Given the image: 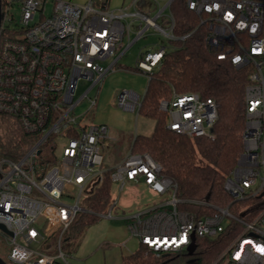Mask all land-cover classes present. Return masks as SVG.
Instances as JSON below:
<instances>
[{"label":"built area","instance_id":"1","mask_svg":"<svg viewBox=\"0 0 264 264\" xmlns=\"http://www.w3.org/2000/svg\"><path fill=\"white\" fill-rule=\"evenodd\" d=\"M175 0H167V6ZM52 2V14L46 5ZM188 10L207 30L206 42L219 60L236 69L247 68L245 88L246 124L243 152L225 181L234 202L258 204L240 209L209 206L201 214L180 210L176 184L161 176L162 166L150 154L132 151L113 167L110 179L123 192L128 184H145L154 194L170 195L125 215L132 238L160 258L188 253L198 239L230 240L210 264H264V0H185ZM136 6V5H134ZM20 11L17 18L16 11ZM39 19L36 21L37 15ZM0 113L15 117L28 134L40 133L38 143L18 162L0 161V236L9 247L11 264H70L63 243L79 214L113 219L112 207L104 214L85 209L82 202L96 193L104 181L103 149L115 138L106 124L85 123L97 107L99 93L89 95L114 71L123 53L130 26L128 18L156 28L166 41L175 40V20L163 11L154 17L135 10H100L89 0H0ZM141 31L138 38L144 35ZM189 35L183 36L185 40ZM167 45L140 55L137 68L145 75L163 59ZM111 61L108 66L102 62ZM91 82L76 100L79 82ZM89 100L87 111L76 109ZM143 97L123 90L119 108L138 112ZM168 114L167 128L194 138L214 139L219 119L212 99L196 93L177 94L161 101ZM73 134V135H70ZM58 136L64 139L62 157L46 173L36 171L35 162L44 143ZM49 150L55 151L56 144ZM263 195V196H262Z\"/></svg>","mask_w":264,"mask_h":264},{"label":"trees","instance_id":"2","mask_svg":"<svg viewBox=\"0 0 264 264\" xmlns=\"http://www.w3.org/2000/svg\"><path fill=\"white\" fill-rule=\"evenodd\" d=\"M111 0H92L100 10H109ZM160 1V0H158ZM175 20V40H168V48L149 79L139 115L154 121L150 135H136L131 151L150 154L162 166L161 176L171 179L177 187V197L183 201L180 210L201 214L209 206L231 207L238 210L251 202H234L225 190V181L236 167L243 152V132L246 124L245 88L248 83L247 68L236 69L228 60H219L206 42L207 30L200 26V19L190 12L185 0H175L169 8ZM165 17L162 18L164 21ZM189 35L185 40L181 38ZM120 67L118 63L115 67ZM135 70L141 72L137 67ZM144 74V73H143ZM196 93L212 99L218 106L219 119L214 128V139L190 138L167 128L168 114L161 109V101L171 100L173 94ZM73 135V134H70ZM41 134L26 133L18 120L0 113V161H20L39 141ZM50 137L37 157L35 168L43 175L55 163ZM95 194L86 197L82 206L97 214H104L114 204L112 168ZM97 215L79 214L71 227V234L78 237L95 225ZM70 233V232H69ZM230 240L198 239L194 255L181 253L165 255L158 260L144 256L151 253L144 246L124 258V264H171L182 257L186 264H210L227 247ZM190 261H193L191 263ZM7 264H9L7 262Z\"/></svg>","mask_w":264,"mask_h":264},{"label":"rangeland","instance_id":"3","mask_svg":"<svg viewBox=\"0 0 264 264\" xmlns=\"http://www.w3.org/2000/svg\"><path fill=\"white\" fill-rule=\"evenodd\" d=\"M77 1V0H74ZM167 1L161 0L157 4V10L152 11L151 9L155 6L154 0H147V15L154 17L160 9H164ZM135 10L134 8H131ZM53 3L49 2L46 5L45 14L46 16L52 14ZM169 9L163 11V15L166 18ZM16 16L19 18L20 11H16ZM39 14L36 17V21L39 19ZM142 20L128 18L125 23L130 26L129 37L128 35L124 40V47L120 53H123L126 48L131 45L126 53L120 59V67L109 72L104 78L102 84L94 89L90 93V97L94 98L99 93V102L102 101L105 95L113 93L118 85L130 86L132 81L127 77L115 78L113 76L115 72L127 73L131 76L136 75L138 78V85L144 84L146 81V75L139 73L135 70L138 59L141 54L147 52H155L162 43L167 45L165 36L161 34L156 28H148L145 30L144 35L138 38L141 31L146 28V24L141 25ZM144 22V21H142ZM163 20H159V24H162ZM141 29V30H140ZM110 60L102 62V65L108 66ZM122 83V84H119ZM91 82L82 80L79 82L78 89L76 92V100H78L90 87ZM122 91L125 89H121ZM89 105V100L83 101L76 109V115L80 116L84 114ZM96 108L91 110L86 115L85 123H93ZM128 123L132 124V129L128 132L118 131L116 136L118 141H113L109 148L103 149L104 155V167L112 168L120 164L124 157L131 152V145L128 141V136L133 142V138L136 135H150L153 130L155 123L154 121L145 118L138 113H134V120L127 119ZM111 136L114 138L113 134ZM123 137H125L123 139ZM56 142V149L54 151L55 160H60L62 157L61 147L64 143V139H59L57 135L54 136ZM36 161L38 159H35ZM54 165V164H53ZM52 165V166H53ZM51 166V167H52ZM113 193L117 201V207L113 210V219L105 217H99L97 223L86 229L78 237L71 234V230L65 238L63 243V250L67 256V260L70 264H124V258L130 256L141 248L140 241L137 238H132L129 234L127 225L128 222L124 219L125 215L130 212L137 211L138 209L151 205L159 201H165L170 199V195H157L152 193L145 184H139L133 186L128 184L123 192H120L118 184H113ZM88 215L87 213H84ZM9 247L2 240L0 236V257L6 262L8 261ZM144 256L151 258L152 260H158L152 253L145 252ZM171 264H186L182 257H179L175 262Z\"/></svg>","mask_w":264,"mask_h":264},{"label":"crops","instance_id":"4","mask_svg":"<svg viewBox=\"0 0 264 264\" xmlns=\"http://www.w3.org/2000/svg\"><path fill=\"white\" fill-rule=\"evenodd\" d=\"M72 1L77 3V4H85L89 0H77V1L72 0ZM160 1L154 0L155 6L151 9L152 11L157 10V8H158L157 4H159ZM164 1H167V0H164ZM134 5H136V6H134ZM166 6H167V4H166ZM131 8H134L135 10H139V11H141L147 15V0H111L110 1V9L113 11L118 12L119 10H122V11L132 13L135 10H133ZM165 9L166 8L160 9V11H164ZM144 24H146V23L141 21L140 26L144 25ZM146 29H147V26L143 31H145ZM120 59H119V62H120ZM113 76H115V78H119V77L121 78L123 76L127 77L128 79H130L132 81V83L130 86H126L125 88H123V86H121V85H118V87L116 88V90L113 91V93L105 95L101 102H99V100H98V105H97L96 111H95L96 117L94 118L93 123L108 125L110 127L111 134H113L115 140L118 141L116 138V136H118V134H119L118 131H120L122 129L121 130L122 132H123V130H125L124 132H127V131L129 132L132 129V124L128 123L126 120L127 119L134 120V113L135 114L137 113V112H134V113L128 112V111H125V110L118 107L117 100H118L119 94L122 92L121 89L133 90L137 94H139L140 96L144 97L149 79H148V77H146L147 79H146L145 83L138 85V83H137L138 78L136 75L131 76L127 73H121L118 70V73L115 72V74ZM119 84H122V83H119ZM85 120H86V118L84 119V121ZM124 138L125 137H123V139ZM131 140L132 139H130V135H129L128 141L130 144L132 143ZM125 158H126V156L124 157V159ZM133 186H137V185H133Z\"/></svg>","mask_w":264,"mask_h":264},{"label":"water","instance_id":"5","mask_svg":"<svg viewBox=\"0 0 264 264\" xmlns=\"http://www.w3.org/2000/svg\"><path fill=\"white\" fill-rule=\"evenodd\" d=\"M0 18H1V15H0ZM263 195H264V193H263ZM0 229L6 233L12 235V233H9L3 225H0ZM196 249H197V245L195 243V238H194V242L188 247L187 252L190 256H192V255H194ZM190 262L193 263V261H190ZM0 264H7V262L2 257H0Z\"/></svg>","mask_w":264,"mask_h":264}]
</instances>
